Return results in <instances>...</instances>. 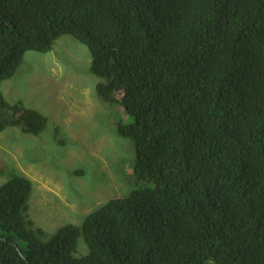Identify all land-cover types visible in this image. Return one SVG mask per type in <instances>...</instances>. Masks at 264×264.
Instances as JSON below:
<instances>
[{"label":"trees","instance_id":"1","mask_svg":"<svg viewBox=\"0 0 264 264\" xmlns=\"http://www.w3.org/2000/svg\"><path fill=\"white\" fill-rule=\"evenodd\" d=\"M65 34L127 119L141 184L44 240L32 182L11 174L0 264H264V0H0V132L46 127L1 85Z\"/></svg>","mask_w":264,"mask_h":264},{"label":"rangeland","instance_id":"2","mask_svg":"<svg viewBox=\"0 0 264 264\" xmlns=\"http://www.w3.org/2000/svg\"><path fill=\"white\" fill-rule=\"evenodd\" d=\"M90 61L84 44L61 35L48 53L26 52L1 85L9 103L22 101L47 118L39 135L17 127L0 132V183L14 173L31 180L26 218L44 231V240L68 223L81 225L101 204L141 184L134 175V143L116 133L127 119L98 97ZM77 248V256L87 251L82 236Z\"/></svg>","mask_w":264,"mask_h":264}]
</instances>
